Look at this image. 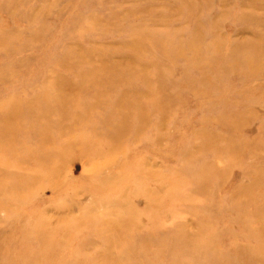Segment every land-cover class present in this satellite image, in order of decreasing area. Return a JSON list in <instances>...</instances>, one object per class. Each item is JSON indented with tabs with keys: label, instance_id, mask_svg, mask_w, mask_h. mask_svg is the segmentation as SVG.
I'll list each match as a JSON object with an SVG mask.
<instances>
[{
	"label": "rangeland",
	"instance_id": "obj_1",
	"mask_svg": "<svg viewBox=\"0 0 264 264\" xmlns=\"http://www.w3.org/2000/svg\"><path fill=\"white\" fill-rule=\"evenodd\" d=\"M0 264H264V0H0Z\"/></svg>",
	"mask_w": 264,
	"mask_h": 264
}]
</instances>
